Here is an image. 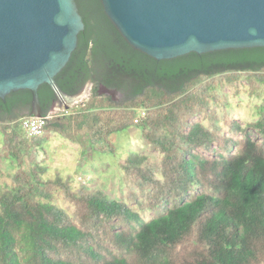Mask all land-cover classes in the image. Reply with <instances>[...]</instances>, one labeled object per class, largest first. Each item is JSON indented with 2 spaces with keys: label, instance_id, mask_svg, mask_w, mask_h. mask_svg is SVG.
Listing matches in <instances>:
<instances>
[{
  "label": "trees",
  "instance_id": "16d2710c",
  "mask_svg": "<svg viewBox=\"0 0 264 264\" xmlns=\"http://www.w3.org/2000/svg\"><path fill=\"white\" fill-rule=\"evenodd\" d=\"M74 1L84 28L54 80L70 96L91 83L89 95L50 113L55 94L39 85L50 118L33 137L17 113L31 92L0 99L1 156L14 165L0 188V264H264V92L244 125L215 94L241 80L264 87V46L157 60L123 38L100 0ZM130 127L158 156L118 161L119 197L45 176L53 135L113 154L110 135Z\"/></svg>",
  "mask_w": 264,
  "mask_h": 264
},
{
  "label": "water",
  "instance_id": "95a60500",
  "mask_svg": "<svg viewBox=\"0 0 264 264\" xmlns=\"http://www.w3.org/2000/svg\"><path fill=\"white\" fill-rule=\"evenodd\" d=\"M100 2L123 38L157 60L188 52L264 46V0ZM83 28L74 0H0V99L27 89L36 108L37 87L45 83L57 98L50 110L54 113L80 102L83 94L87 97L88 89L64 94L54 80L75 50ZM97 47L100 50V42ZM101 89L108 95L115 93Z\"/></svg>",
  "mask_w": 264,
  "mask_h": 264
},
{
  "label": "rangeland",
  "instance_id": "374dc122",
  "mask_svg": "<svg viewBox=\"0 0 264 264\" xmlns=\"http://www.w3.org/2000/svg\"><path fill=\"white\" fill-rule=\"evenodd\" d=\"M263 92L264 87L254 79L232 82L229 86L217 87L215 90L220 100L221 95L226 94L231 115L241 125L256 118L254 104L261 102ZM83 98L84 94L81 100ZM109 139L115 145V152L101 154L90 150L85 144L72 143L59 135H53L46 145V163L49 168L45 176L53 177L56 172L62 177L70 175L74 185L85 184L99 189L109 197H119L126 190V181L118 161L129 152L147 154L152 158L157 157L158 152L143 143L139 131L134 127L113 133ZM13 170L14 165L1 156L0 150V188H5L8 174Z\"/></svg>",
  "mask_w": 264,
  "mask_h": 264
},
{
  "label": "built area",
  "instance_id": "2783aa9c",
  "mask_svg": "<svg viewBox=\"0 0 264 264\" xmlns=\"http://www.w3.org/2000/svg\"><path fill=\"white\" fill-rule=\"evenodd\" d=\"M50 116H24L20 119L21 127L28 137L41 134L45 120Z\"/></svg>",
  "mask_w": 264,
  "mask_h": 264
},
{
  "label": "flooded vegetation",
  "instance_id": "af4514ba",
  "mask_svg": "<svg viewBox=\"0 0 264 264\" xmlns=\"http://www.w3.org/2000/svg\"><path fill=\"white\" fill-rule=\"evenodd\" d=\"M90 87H91V83H87L86 85H84V87H83V89H82V91L80 93H83L84 91H86V89H88V91H89ZM101 87H104V86L101 85L99 87L100 92L102 90ZM113 91L115 93L113 95H110V96L112 97L113 100H117L118 97L120 96V93L115 91V90H113ZM56 101H57V98L55 96L54 100L52 101L51 108H52L53 104ZM19 107H20V109H19V111H17L18 114L24 115V116H31V114H33V113H39L40 114V112L42 111V107L43 106H41L39 101H38L37 105H36V108H35L32 105V101L30 100L29 102L20 104ZM51 108H50V110H51Z\"/></svg>",
  "mask_w": 264,
  "mask_h": 264
}]
</instances>
